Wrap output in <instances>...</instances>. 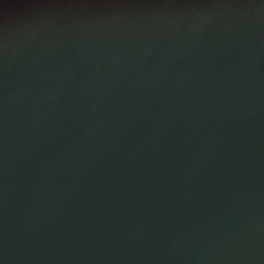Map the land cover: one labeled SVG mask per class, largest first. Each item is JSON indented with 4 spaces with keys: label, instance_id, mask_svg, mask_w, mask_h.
<instances>
[{
    "label": "water",
    "instance_id": "obj_1",
    "mask_svg": "<svg viewBox=\"0 0 264 264\" xmlns=\"http://www.w3.org/2000/svg\"><path fill=\"white\" fill-rule=\"evenodd\" d=\"M0 264H264V0H0Z\"/></svg>",
    "mask_w": 264,
    "mask_h": 264
}]
</instances>
